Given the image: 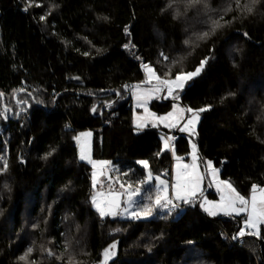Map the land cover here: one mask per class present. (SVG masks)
I'll use <instances>...</instances> for the list:
<instances>
[{
	"label": "trees",
	"instance_id": "obj_1",
	"mask_svg": "<svg viewBox=\"0 0 264 264\" xmlns=\"http://www.w3.org/2000/svg\"><path fill=\"white\" fill-rule=\"evenodd\" d=\"M229 2L208 0L205 9L187 0H0V157L8 163L0 172V264H69L66 241L71 264H99L113 243L108 264H264V225L259 237L232 239L242 216L211 217L195 206L165 217L153 205L147 217L102 218L91 202L92 167L74 139L91 131L93 158L117 164L134 183L146 176L141 160L168 177L171 152L160 131L134 129L130 88L145 84L142 62L165 77L169 61L183 57L166 77L174 78L207 58L179 95L185 109L211 105L197 134L164 132L179 156L193 139L240 194L264 187V0L213 34L212 9ZM205 31L209 37L198 39ZM151 106L164 114L173 101Z\"/></svg>",
	"mask_w": 264,
	"mask_h": 264
},
{
	"label": "snow or ice",
	"instance_id": "obj_2",
	"mask_svg": "<svg viewBox=\"0 0 264 264\" xmlns=\"http://www.w3.org/2000/svg\"><path fill=\"white\" fill-rule=\"evenodd\" d=\"M260 0H245V2L242 4L241 0H230V2L223 8L216 10L212 9V11L217 12V18L211 19V28L210 31L214 34L215 31L219 28L225 27L227 25L232 24L237 19L246 18V15H250L254 11V6L258 4ZM233 4H235V9H233ZM187 5L189 7H195L197 5H202L205 9L209 8L208 0H187ZM40 6V5H37ZM172 4L169 3L167 7H171ZM27 11V7L24 9ZM236 11L238 13L237 16H233L231 20H226L225 16H227L230 12ZM49 14H51L49 12ZM41 20H45V16L40 17ZM103 19L107 20V17H104ZM223 22V23H221ZM125 32H128V29L125 28ZM130 34V33H129ZM247 35V33H245ZM209 37V32L205 31L203 33L198 34L197 38L200 40H204ZM184 43L186 45L190 44L189 40H185ZM127 48L128 45H125ZM132 47H135L134 45ZM84 55H88V53H84ZM161 57H163L164 61H169V57L165 55V53H160ZM139 59V57H137ZM183 57H181L179 60H171L169 61L168 70L163 73V76L170 77L172 72V67H174L176 64L180 63ZM207 58L204 61H201L200 67L196 69L195 72H188L184 73L183 70L177 72L174 76V78H162L160 75H157L155 69L148 63H141V67L145 70L147 73L146 81L147 83L151 84L152 80L155 79L157 81V87L155 89H147L146 91H160V86H163L167 89L168 93L171 95L173 93V86L177 88H183V83L187 80H190L192 77L198 75L201 71V68L206 63ZM160 61H158L159 63ZM78 79V77L76 78ZM125 88H128V85L124 86ZM138 87V86H134ZM23 91V89H21ZM3 93H0V96H2ZM229 95H232L230 93ZM178 99V97H175ZM174 108H176V105H173ZM211 107V105H208L204 108L200 109H191L187 108L186 111L193 113V115L187 120L185 125L181 127L180 131H192L193 134L194 128H195V122H198L200 119L199 113L204 112L208 110ZM93 112H96V107H93ZM183 111V110H181ZM173 113H168L165 117H160V121L164 122L169 117H171ZM189 125L192 126L191 129H189ZM166 127H175V124H166ZM138 127H143V125H138ZM91 133H81L80 136L75 137L78 142L80 141V137H90ZM174 139L173 137H168L165 139V137H161V140L164 141V148H169L168 141ZM264 142V141H262ZM193 148V160L195 161L198 157L196 155V145H192ZM54 151V150H53ZM174 151V149H173ZM52 152H49L44 157L47 159V156H50ZM160 153H157L159 155ZM80 160H85L88 163L92 164L93 168L96 167L97 164H107L109 162L107 161H93L91 160L90 155L87 152L86 146H81V153H80ZM199 159L203 161V158L200 157ZM0 160L3 161L2 166H0V172L6 171L8 168V163L6 160H4L3 157H0ZM138 164L143 166V168L148 169L149 168V162L146 160L137 161ZM205 163V170L210 171L211 174L215 177L219 173V169L213 167V163L211 160H208ZM224 163L223 161L221 162ZM188 166L185 165L184 168H187ZM193 168L196 167L195 163L192 165ZM127 175V174H125ZM202 179V176L200 175H192L191 173H188L186 171H177L176 177H175V183L171 185V195L169 194V184L166 180H161L159 176L155 177V180L158 181L156 185H152V173L150 171L147 172L144 179L139 180L135 183H137L139 186L133 187L132 184H129L127 188L124 189V192L122 193H115L114 199L108 202L109 210H111L112 205H115L116 207H119V196L120 195H127L128 196V205L131 206L133 204H136L138 208L141 209L143 216L147 217L153 214V205L155 208L159 211H162L164 213V216L167 217L168 215H171L173 211L180 208L179 203L177 201H182L184 204L191 203L190 197H195L196 191L199 187V181ZM97 183L96 179V173L93 172L92 174V184L95 188ZM223 185L227 187V189H230L232 193L235 194L234 198H232L229 208L228 209H221L225 215H232L233 212H235L237 215L245 212L247 213L246 218L243 220V226L238 230L237 233H235L232 237L233 240H240L242 242V239L245 235H253V236H260V225L264 224V198L257 201L256 198V191L259 189L262 196H264V187L253 184L252 185V195H251V211H249V199L245 198L244 196L240 195L238 192H236V189L232 187L231 182L229 181H221ZM150 186V187H145ZM155 188V193H153L152 188ZM121 188H124V185L121 184ZM111 194V193H110ZM154 196V199H153ZM134 197H141L139 201L135 200ZM221 199L223 200L224 197L222 196ZM145 201H148L149 203H145ZM91 202L93 206L97 209L101 217H104L106 215V212L104 208L101 207L99 203H97V197L96 195H93L91 197ZM237 202L239 203V207L236 206ZM215 204V202L205 201L201 203V207L204 208L205 211L209 213V215L215 216L217 215V212L210 210L209 208L205 207V204ZM217 207H220V205H216ZM125 212H128V208L124 209ZM110 214L115 215V212H111ZM136 218H140V213L133 211L131 213ZM118 231V230H117ZM116 247V244H110L107 248L103 250V264H107V261L111 259L113 255H115L114 249ZM72 249V245L70 241H66L64 245V251L69 252L68 261L69 264H71L72 259L74 258L73 252L70 251ZM33 252V248L29 247L25 254L21 257H19L20 260H25L26 257ZM48 255L52 256L55 255L51 250H48ZM57 259H61V256H57ZM32 264H35V261L32 262ZM83 264V262H81Z\"/></svg>",
	"mask_w": 264,
	"mask_h": 264
},
{
	"label": "rangeland",
	"instance_id": "obj_3",
	"mask_svg": "<svg viewBox=\"0 0 264 264\" xmlns=\"http://www.w3.org/2000/svg\"><path fill=\"white\" fill-rule=\"evenodd\" d=\"M201 71H202V68H201ZM201 71H200V73H201ZM200 73L198 75L192 77L190 80L185 81L183 83V88H177V87L173 86V93L171 95L168 93L167 89L164 88L163 86H160V89H161L160 91H155V90L146 91L147 89H155L157 87V81L155 79L152 80L151 84L145 82V84L134 85V86H138V87L132 86L130 88V94L132 97L133 127H134V129L136 131H142V130H146V129H156V130L161 132L160 133L161 137L163 136V137H165V139H167L168 137L174 138V135H171V134L168 135L166 132H164V129L175 132L176 130H179L181 127H183L185 125V123L187 122V120L193 115V113L187 112L186 109L179 102V100H180L179 95L182 92V90L186 87V85L190 81H192L193 79L198 77L200 75ZM157 75H159V74L157 73ZM146 78H147V73H146ZM162 78L168 79L166 77H162ZM175 97H178V99ZM163 99L172 100L173 105H176V108L172 107V109L169 112L164 113V114H159L156 111H154L152 109V106H151L153 101H156V100L162 101ZM181 110H183V111H181ZM170 112L173 113V115L171 117H169L167 120H165L164 122H161L159 118L167 116V114ZM199 116L201 119L200 113H199ZM200 119L198 122H195V128H194L195 134H193L192 131H180V132L187 133L191 137L195 136L197 134ZM166 124H169V125L175 124L176 126L175 127H166L165 126ZM138 125H143V127H138ZM191 128H192V126L189 125V129H191ZM88 132L91 133V131H89V130L80 131V132H78L76 137L80 136L81 133H88ZM76 142L78 145L79 156L81 153V146L83 145V146H86L87 152L90 155L91 160L109 162L107 164H97L95 168H93L92 164L89 163L92 167V174H93V172H95L96 173V179H97L96 186H95V188L93 187V195H96L97 203H99L101 205V207L104 208V210L106 212V215L102 218L116 217V216H121V217H125V218H134V216L131 215V213L133 211L139 212L140 215L143 214L141 209L138 208L136 204H133L131 206L128 205V203H127L128 196L127 195H120L118 198L119 199V207L112 205L111 210H109L108 202L114 199L115 193L124 192L125 186L128 185V183H127L128 178L125 177L126 175L124 173L121 176L118 175L119 166L117 164L113 163L112 161L105 160V159H94L93 158V156H92V133H91L90 137H80V141L79 142L76 141ZM162 142H163V149L171 152V155L173 158V163H172L171 173L168 174V177H166L164 175H158V176L160 177L161 180L168 181L169 194L170 195L172 192L171 185L173 183H175V177H176L177 171H186L188 173H191L192 175L202 176V179L199 181V187L196 191L195 197L189 198L191 200V203L184 204L182 201H177V203H179V205H180V208H179L180 211L187 210V209H189V207L199 206V208L203 212H205L209 215V213L207 211H205L204 208H202L200 205L202 202L210 201V202H215V204H207L206 203L205 207L209 208L212 211L217 212V215H215V216L210 215L211 217L242 216L243 220L246 218L247 213H245V212H242L238 215L235 212H233L232 215H225L224 212L221 210L222 208L228 209L229 211L231 210L229 208V204H230L232 198H234L235 194L232 193L230 189H227V187L225 185L220 183L221 181H228V180H225L221 177L220 171L214 177L210 171L205 170V164H203L202 160L199 159L201 156L198 152L197 146H196V155L198 158L195 161L193 160L192 145L195 144L193 139L190 140V151L186 156H179V155H177V153L175 151H173L175 138L170 140V142H172L173 145H171L170 142L168 141L169 148H167V149L164 148V141L163 140H162ZM83 161H85V160H83ZM206 161H208V160H206ZM85 162H87V161H85ZM193 163H195V165H196L195 168L192 167ZM185 165H187L188 167L184 168ZM213 167H215V166L213 165ZM106 169H109L111 176L113 178H115V184L111 185L112 189L109 191L107 190V187L110 186V183L105 181ZM148 171H150L149 168L146 169V174ZM152 177H153L152 185H156L158 183V181L155 180V177H157V176L152 174ZM103 182H104V184H102ZM116 182H118L120 184V186H121V184H123L124 188H116L115 187ZM105 185H106V187H104ZM136 185H138V184L136 183ZM92 186H93V184H92ZM232 187L235 188L233 185H232ZM236 192H238V191L236 190ZM240 195H242V194H240ZM251 195H252V193H251ZM251 195L250 196L242 195L245 198L249 199V205H248L249 211H251ZM255 195H256L257 201L264 198V196H262V194L260 193L259 189H257ZM222 196L224 197L223 200L221 199ZM134 199L139 201L141 199V197H134ZM145 203H149V202L145 201ZM216 205H220V207H217ZM236 206L237 207L240 206L238 202H237ZM125 208H128V212L124 211ZM185 208H187V209H185ZM96 211H97V209H96ZM110 211L115 212L116 214L112 215V214H110ZM262 225H264V224H262ZM262 225H260V230H261ZM242 226H243V223H242ZM115 244H116V247L114 249L115 255H113L111 257V259H109L107 261V264L112 260V258H114L116 256L117 243H115ZM99 264H103V260Z\"/></svg>",
	"mask_w": 264,
	"mask_h": 264
},
{
	"label": "water",
	"instance_id": "obj_4",
	"mask_svg": "<svg viewBox=\"0 0 264 264\" xmlns=\"http://www.w3.org/2000/svg\"><path fill=\"white\" fill-rule=\"evenodd\" d=\"M105 181L110 183V186L107 187V190L108 191L111 190L112 189L111 185L115 184V178L111 176L109 170H106L105 172ZM102 184H104V182Z\"/></svg>",
	"mask_w": 264,
	"mask_h": 264
},
{
	"label": "bare ground",
	"instance_id": "obj_5",
	"mask_svg": "<svg viewBox=\"0 0 264 264\" xmlns=\"http://www.w3.org/2000/svg\"><path fill=\"white\" fill-rule=\"evenodd\" d=\"M4 124H5V123H4L3 121H0V134H1V131H2V125H4ZM168 135H170V134H168ZM169 142H170V141H169ZM170 144L173 145L172 142H170ZM106 170H109V169H106ZM105 172H106V171H105ZM127 183H128V185H129V184H132L133 187H137V186H138V185H136V184L134 183V181H133L132 178H128ZM128 185L125 186V188H127ZM185 209H187V208H185Z\"/></svg>",
	"mask_w": 264,
	"mask_h": 264
}]
</instances>
